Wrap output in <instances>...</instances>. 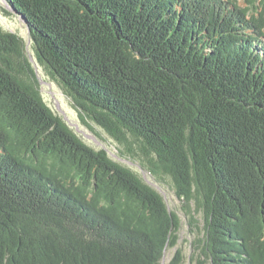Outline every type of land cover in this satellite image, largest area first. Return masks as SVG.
<instances>
[{
	"label": "trees",
	"instance_id": "obj_1",
	"mask_svg": "<svg viewBox=\"0 0 264 264\" xmlns=\"http://www.w3.org/2000/svg\"><path fill=\"white\" fill-rule=\"evenodd\" d=\"M5 1L80 122L170 180L197 264H264V0ZM24 41L0 24V264H162L182 218L50 108Z\"/></svg>",
	"mask_w": 264,
	"mask_h": 264
},
{
	"label": "rangeland",
	"instance_id": "obj_2",
	"mask_svg": "<svg viewBox=\"0 0 264 264\" xmlns=\"http://www.w3.org/2000/svg\"><path fill=\"white\" fill-rule=\"evenodd\" d=\"M241 7H246V0H239ZM0 24L2 28L8 32H13L19 34L25 40L27 47V54L30 60L36 67V71L41 82L40 90L44 96L45 102L50 106V108L64 118V120L78 133V135L86 141L92 148L107 149L110 156L121 162V164L127 165L135 169L141 176L149 183L150 186L157 189V191L164 197L166 205L171 211H176L182 218V228L179 234L180 240L178 246L169 249L166 252L165 259L162 264H167L174 257L176 251L180 250L184 254L185 260L183 264H197L200 257V252L195 250V241L199 234L196 229L192 228L189 224L190 218L186 216L183 212V203L175 195L174 189L170 180L167 182H158L150 173L144 170L138 161L131 158H122L120 155V146L117 142L112 140L103 129L97 127L96 132L100 137L93 134L90 129L84 126L79 120L78 111L74 108L73 102L69 97H67L62 90V88L54 82L51 77L44 71L45 69L41 67L36 61V52L33 47L32 38L28 30V25L25 23L23 18L9 6L5 0H0ZM198 223L200 228H203V217L201 214L197 215Z\"/></svg>",
	"mask_w": 264,
	"mask_h": 264
}]
</instances>
